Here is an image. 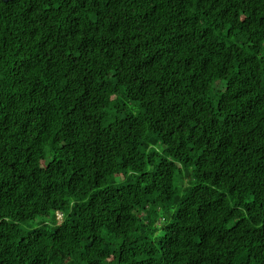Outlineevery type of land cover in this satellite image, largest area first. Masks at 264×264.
<instances>
[{
  "label": "trees",
  "instance_id": "obj_1",
  "mask_svg": "<svg viewBox=\"0 0 264 264\" xmlns=\"http://www.w3.org/2000/svg\"><path fill=\"white\" fill-rule=\"evenodd\" d=\"M0 264H264V0H0Z\"/></svg>",
  "mask_w": 264,
  "mask_h": 264
},
{
  "label": "rangeland",
  "instance_id": "obj_2",
  "mask_svg": "<svg viewBox=\"0 0 264 264\" xmlns=\"http://www.w3.org/2000/svg\"><path fill=\"white\" fill-rule=\"evenodd\" d=\"M131 108H136V106L135 105H133V104H131V105H129ZM61 218H62V215L61 214H58V219L59 220H61Z\"/></svg>",
  "mask_w": 264,
  "mask_h": 264
}]
</instances>
